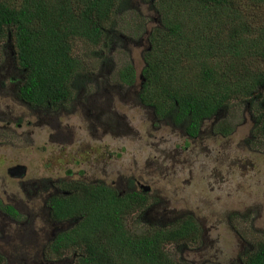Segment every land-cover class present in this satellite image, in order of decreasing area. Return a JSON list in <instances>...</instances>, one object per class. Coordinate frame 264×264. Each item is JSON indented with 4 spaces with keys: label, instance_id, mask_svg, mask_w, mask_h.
<instances>
[{
    "label": "trees",
    "instance_id": "16d2710c",
    "mask_svg": "<svg viewBox=\"0 0 264 264\" xmlns=\"http://www.w3.org/2000/svg\"><path fill=\"white\" fill-rule=\"evenodd\" d=\"M131 1L0 0V47L10 45L24 77L19 99L41 108H71L81 90L92 91L93 67L82 64L76 43L99 47L96 58L107 61L101 53L114 44L118 17L133 8ZM142 2L162 20L154 22L157 28L149 40L138 103L159 120L186 124L195 137L202 120L227 116L232 105L244 102L255 122L250 142H263L264 21L253 12L264 9V0ZM119 77L130 88L137 82L131 65ZM214 132L228 137L232 131L223 124ZM64 188L71 195L55 196L47 203L49 222L54 228L79 222L57 234L47 251L50 257L73 253L72 264H183L166 248L189 249L203 241L201 225L185 212L173 222L132 232L130 216L153 202L149 193L132 190L122 195L110 186L81 181ZM5 211L15 213L11 207ZM239 263L264 264V243L247 251Z\"/></svg>",
    "mask_w": 264,
    "mask_h": 264
},
{
    "label": "rangeland",
    "instance_id": "374dc122",
    "mask_svg": "<svg viewBox=\"0 0 264 264\" xmlns=\"http://www.w3.org/2000/svg\"><path fill=\"white\" fill-rule=\"evenodd\" d=\"M131 6L130 11L118 17L114 44L109 46L106 53H101L102 58L108 57L107 61L96 58L95 52L99 47L90 48L83 41L76 43L75 53L82 64L93 67L88 69L92 76L95 75L88 96L93 93V97L98 95L97 107L93 102L86 103L88 96L84 95L78 106L77 98L73 106L67 108L69 115H62L59 119L64 126L69 124L71 130L63 133L55 124L52 131L49 125L45 129L46 135L49 136L52 131L55 136L51 137L52 140L45 137L43 144L38 140L37 143L32 142L0 125V167H4L2 170L5 171L16 165L28 166V179L40 178L39 187L45 188V184H49L52 193L67 192L64 188L67 180H72L78 174L81 163L87 164L85 170L90 167L92 157L87 154L96 155L100 149L99 144L85 133L96 130L90 125L91 119L95 122L94 116L89 118L82 115L79 107L84 104L88 109L100 108L104 110V118H99L101 123L98 124L102 130L111 133V138L103 136L101 141L105 140L108 145L106 151L109 154L111 151L115 165L111 175L107 174L108 183L116 182L122 194H125L126 185H120L121 180L129 177L135 178L138 189H142V186L151 188L153 202L145 210L130 216L129 229L134 233L142 232L162 221H173L183 212L197 213L203 229L202 237L205 240L208 237L207 244H194L189 249L184 245H171L166 250L170 251L174 260L183 261V264L205 261L240 264L245 251H254L258 243H264V141L259 144L247 141L254 130V123L244 102L232 105L227 116L217 114L214 118L215 127L221 122L230 127L232 132L227 138L216 137L210 122L205 125L206 133L198 139L205 144L203 149H198V141L194 144L184 143L181 129L174 132L166 124H163V129L160 128L162 126L152 110H146L138 103L137 95L138 87L142 84L141 73L146 67L145 59L151 50L149 40L157 28L154 22L161 21L162 17L156 11H149V5L142 0H132ZM253 14L264 21V9ZM2 50L3 62L0 67L9 63L11 55L10 45L5 47L3 44ZM257 63L262 65L261 62ZM129 65L137 74L133 88L123 84L119 77V73ZM78 108V115L72 114ZM17 116L23 114L18 112ZM53 119L61 125L57 118ZM185 146H190L189 151L180 149ZM7 171L2 177L8 179ZM105 173H108L107 169L100 173L94 171L87 179L91 182L95 178H104ZM5 192L8 195L17 193L20 209L33 214L30 226L26 225L24 216L19 220L15 242L14 239L10 240L15 236L14 232H10L13 230L11 224L4 221V226L7 223L3 229L5 235L0 234V238H7L0 240V252H4L8 258L5 264H32L31 258L39 264H72L75 260L73 253L62 258H53L45 253L46 241L48 243L52 231L37 232L35 228L44 229L47 225L48 211L43 200L37 195L34 197L32 192L29 196L21 195L13 182L0 187V198L5 203L15 199L7 198ZM163 212L167 214L164 217Z\"/></svg>",
    "mask_w": 264,
    "mask_h": 264
},
{
    "label": "flooded vegetation",
    "instance_id": "af4514ba",
    "mask_svg": "<svg viewBox=\"0 0 264 264\" xmlns=\"http://www.w3.org/2000/svg\"><path fill=\"white\" fill-rule=\"evenodd\" d=\"M0 50L3 51L2 47H0ZM0 65H1V63H0ZM23 79H24V77L22 75V72L17 70L16 60L14 59V55L11 53L10 58H9V63L8 64L6 63L2 67H0V118H1L0 119V125H3V127L5 129L16 132V134L18 132L19 136L21 135V137H27L30 140H32V142L37 143V140H38V143H40V144H43V139L45 137H48V139L49 138L51 139V137L54 138L55 133L52 131L54 129L55 124H56L57 128L60 129L63 133H65L67 130L70 131L71 129H70L69 124L64 126L59 121L60 116L64 115V117H65V116L69 115V113H67V108H68L67 105L61 106L59 108H55V107H52L49 105L46 108H41L40 106H35L32 104L26 103L24 101H21L19 99V94H18L19 93V86H20L21 81H23ZM89 93H90V90L84 89V90L80 91L79 96H78L79 101L76 100L78 106H79V102H81V100L83 99L82 96L83 95L88 96ZM139 93L140 92H138L137 98H139ZM94 95L95 94L93 93L90 96H88L86 103L93 102L94 103L93 105L97 107L98 95L96 94L97 96L93 97ZM74 103L75 102H73V104ZM79 108H80V112L82 113V115H88L89 118H92L94 116L93 119L95 120V122H92V119H91L90 125H91L92 129H96V130L86 131L85 133L87 136H89L91 139L95 140V142H97L99 144L100 149L98 152H96L97 153L96 155L92 156L90 154H87L88 156L92 157V161L89 163L90 167H88L85 170V167L87 164L81 163L82 165L81 164L79 165L80 170H79L78 174H76L72 178V180H67L66 184L70 185V184L75 183L76 181H78V182L81 181L86 185H95V186L105 185V186H110V187L116 189L119 193L122 194V192L116 187L117 186L116 182L108 183L107 180H109V178H106L107 174H108V176L111 175V169L114 171L115 165H114V159H113V156L111 154V151H110V154L106 151V147L108 145L105 144V140L101 141V138L103 136H109L111 138V133L107 130H104V129L102 130V127L99 125L101 122H99L98 119L104 118L103 117L104 115H102L104 110L102 111L100 108L97 109V108H91V107H90L91 109H88V108H85L84 104H81ZM79 108L74 110L72 112V114L75 113L76 115H78ZM84 108H85V110L83 112ZM18 112H21L23 114V116L18 117L17 116ZM53 118H57V120L61 123V125L59 123H55V119H53ZM214 118H215V116H213L210 119L202 120L201 124L199 126L200 129H199L198 135L195 137H191L188 134V131H187L188 129L186 127V124H183L182 126H177L174 123H172L171 120H169L168 122H165V121H162L159 119H158V121H159L158 124H160V126H162V127H160L161 129H163L165 127V125L163 126V124L169 125L172 127L174 132H175V130L181 129V132L183 134V136L181 138L184 140L183 141L184 143L194 144L198 141L199 142L198 149H203L205 144L203 142L199 141L198 139L201 138L202 134L206 133V132H204L205 125L208 122L211 123L212 133H214V135L216 137H218L219 135L214 132V129L218 126L220 127L223 125L221 122V124H218L215 127ZM216 118H218V117H216ZM155 119H157V117H155ZM49 125L52 126L51 134H49L50 137L46 135V130H45L46 128H48L47 126H49ZM111 125H112V123H111ZM127 126L129 127V124ZM108 127H110V124H108ZM27 128H29V129L27 130ZM252 129H254V125H253ZM220 135L223 138H227L226 136H224L222 134H220ZM251 138H252V133H250L249 139L247 141L250 142ZM249 148H250V150H252L251 147H249ZM180 149H183L185 151H189L190 146H185L184 148H180ZM40 151L43 152V150H40ZM0 169L2 170V169H4V167H0ZM103 169L108 170V173H105L104 178H95V180L93 179L94 181H91V182L87 179V177L90 176V174L92 172L96 171L97 173H100L101 171L103 172ZM2 171L3 172L0 175V187L5 186V184L8 182H13V183L17 184V188H18V190L21 191V195L29 196L30 193L32 192V193H34V197H36L35 195L39 196L40 197L39 199L43 200L45 208H46L47 203L50 201L51 198H53L55 196H61V195L68 197L69 195H71L70 192H64L61 194V192L56 191V192L52 193V190H51V187L49 186V184H47V185L45 184V188L39 187L40 181H42V180H40V178H36V179H32V180L28 179V176L30 174L28 166L16 165V166L7 168L5 171L4 170H2ZM6 171H7L8 179L5 177H2L4 175H6ZM62 181H64V180H62ZM62 181H59V182H62ZM134 182L136 183V180L133 177H129V178L121 180L120 185H126L125 194L132 192V190H134V192H142V189H138L137 185ZM87 183H89V184H87ZM5 194H7V192H5ZM149 194H151V193H149ZM5 196H7V198H9V196H10V197L15 198V199H13L11 201H7V203H5L0 198V206H2L4 208V209L0 208V221H1L0 227L4 226V223H5L4 221L7 220L8 223L11 224V229H13V230H10V232H14V234H15V236L13 238L10 237V240L14 239V242H15V240H17V224L20 223L19 220L24 216L26 218V225L30 226L31 225V218H32L33 214H32V212H28V211H24V210L20 209L21 202H19V200L17 199V193H11V195L7 194ZM7 207H11L12 209H14V211H15L14 215H10L7 211H5V209ZM47 211H48V215H47L48 220L46 222L47 223L46 228L39 229V228L35 227V225H34L37 232L39 230H41V231L42 230L52 231L49 234V235H51V237H50V239L48 238V243L46 241V247L47 248L45 250V253H47L50 245L56 239L58 233L67 232L68 230H70L73 227V226H71L72 221H70L69 223H66V225L60 224L59 226L57 225V228H54L52 226V222H49L51 210L49 209ZM35 213L36 212H34V214ZM187 213H185V214H187ZM163 214L167 215L165 212H163ZM191 214L194 216V218L198 222L197 213L191 212ZM165 215H163V217ZM181 216L182 215H179L176 218H179ZM165 218H167V217H165ZM173 221H175V220H173ZM173 221L169 220V222H173ZM34 223H36V221ZM5 226H7V223ZM5 226L0 228V234L5 235V231H3ZM37 232H34V233H37ZM6 238L7 237H3V238H0V240L5 241ZM202 240H203L202 241L203 243L207 244L208 237H206V240H205V237L204 238L202 237ZM16 247H17V245H16ZM246 252L247 251L244 252V255ZM0 258L2 259L3 264H5L6 261L8 260V258L4 252H0ZM43 258L45 259V255ZM75 259H76V257H75ZM30 261L32 264H39V263H35L32 258L30 259ZM199 264H213V263H209V262L205 261V262H200Z\"/></svg>",
    "mask_w": 264,
    "mask_h": 264
},
{
    "label": "water",
    "instance_id": "95a60500",
    "mask_svg": "<svg viewBox=\"0 0 264 264\" xmlns=\"http://www.w3.org/2000/svg\"><path fill=\"white\" fill-rule=\"evenodd\" d=\"M142 191L144 192V193H150V191H151V188L150 187H148V186H142ZM79 221H74V222H72L71 223V226H73L74 224H76V223H78Z\"/></svg>",
    "mask_w": 264,
    "mask_h": 264
},
{
    "label": "clouds",
    "instance_id": "9594fccd",
    "mask_svg": "<svg viewBox=\"0 0 264 264\" xmlns=\"http://www.w3.org/2000/svg\"><path fill=\"white\" fill-rule=\"evenodd\" d=\"M223 117V116H222Z\"/></svg>",
    "mask_w": 264,
    "mask_h": 264
}]
</instances>
